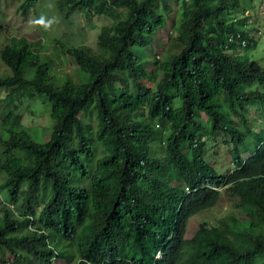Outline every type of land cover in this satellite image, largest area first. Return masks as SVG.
<instances>
[{
    "label": "trees",
    "instance_id": "trees-1",
    "mask_svg": "<svg viewBox=\"0 0 264 264\" xmlns=\"http://www.w3.org/2000/svg\"><path fill=\"white\" fill-rule=\"evenodd\" d=\"M15 1L22 14L54 3L66 22L76 10L108 23L95 48L56 39L53 55L40 40H4L0 264H55L70 251L75 264H85L75 252L100 262L92 250L103 243L122 257L114 264H142L162 247L161 264H264V66L250 24L234 17L256 0ZM168 19L177 51L148 70L147 46ZM66 56L71 75L55 68ZM37 96L53 120L39 141L22 122ZM222 191L231 211L185 237L187 219Z\"/></svg>",
    "mask_w": 264,
    "mask_h": 264
},
{
    "label": "rangeland",
    "instance_id": "rangeland-1",
    "mask_svg": "<svg viewBox=\"0 0 264 264\" xmlns=\"http://www.w3.org/2000/svg\"><path fill=\"white\" fill-rule=\"evenodd\" d=\"M44 0H38L37 5ZM48 1V0H47ZM173 5L176 2H172ZM17 5L19 1L0 0V49L4 44L5 38L12 36L24 37L28 41L40 40L41 44L36 46L38 50L45 55L55 54V40L60 39L61 42L66 43L68 46L86 45L95 48L96 36L100 30V27L108 23V20L103 16H91L88 18L81 11H72L68 21L66 22L61 18V14L58 13L54 3H48L44 8L37 7L28 10L25 14H22L21 10H18ZM255 9L247 12H242L240 9L236 10V18L245 17L247 24H250V28L247 29L249 36L253 37L257 43L261 42V46L264 45V0H256L254 2ZM176 6V5H175ZM174 6V7H175ZM176 9V7L174 8ZM46 10L48 15L42 11ZM174 18L178 17V13L173 14ZM231 18H227L229 21ZM171 20H166V26L164 28H158L155 31L154 38L147 46V66L150 70L155 60L160 59L162 55H165L169 51H177V48H171L169 42H172L167 36L171 23ZM46 26H50L48 29ZM253 28V29H252ZM255 29V30H254ZM257 44L255 46L256 52L258 51V61L263 63L264 66V47L262 48ZM73 59L66 56V59L56 63V70L61 73H67L71 75L72 67L74 65ZM8 68L3 64L0 59V75H6ZM264 88V85L262 86ZM1 97L6 92H1ZM24 112L22 113V122L29 129L30 136L39 141L41 134L39 128H51L53 120L50 117V103L49 101L37 96L28 99L22 104ZM264 127V121L262 122ZM43 129V128H42ZM44 138H47V131L44 133ZM218 148L221 145V140L217 142ZM220 149V148H219ZM226 150L220 149L218 151V157L222 156V159L216 160L219 165H223L225 160L229 158V154ZM249 154V153H248ZM247 154V155H248ZM230 169V167L228 168ZM0 199L6 200L5 195L0 190ZM234 198L221 192L220 199L215 207L193 216L188 220L189 233L191 235L197 228L199 220L207 216V221L216 220L217 217L223 216L231 211V206ZM1 207V206H0ZM240 218L251 219L250 210L245 205L241 206Z\"/></svg>",
    "mask_w": 264,
    "mask_h": 264
},
{
    "label": "clouds",
    "instance_id": "clouds-1",
    "mask_svg": "<svg viewBox=\"0 0 264 264\" xmlns=\"http://www.w3.org/2000/svg\"><path fill=\"white\" fill-rule=\"evenodd\" d=\"M258 106L259 105H257V107ZM258 116L260 117L259 120H260L261 124H263L262 122L264 121V111H261L260 115L258 114ZM254 124H256V123H254ZM261 127H262L261 131L264 134L263 125H261ZM219 148L225 150V148L223 147L222 144L220 145ZM219 148L217 147L215 150L219 151L220 150ZM245 154L247 155L248 153H245ZM244 157L246 158V156H244ZM171 207H173V205ZM203 213H206V212H203ZM199 214H201V213H199ZM196 215H198V214H196ZM196 215H194V216H196ZM192 217H190V218H192ZM219 217H217V218H219ZM190 218L187 219L186 228H185V231H186L185 232V237H189L190 236V235H188V233H189V231H188L189 230L188 220ZM206 218H207V216L203 217L201 220H204V219L207 220ZM201 220H199V222H201ZM211 221H215V220H211ZM211 221H208V222H211ZM199 222H198V224H199ZM176 223H178V222L176 221ZM69 253H70V256L68 257V261H66L65 259H60V260H57V262L55 264H75V261H74L75 260V255L72 254L71 251ZM75 254L77 256L78 262H80L82 260V261L85 262V264H114L116 262H119V261L122 262L123 261L122 257L108 255V248H107V246L104 243L101 246H99V248L97 247L95 250L94 249L92 250V254H94L97 258H99L100 262H94V261H91V260L81 259V258L78 257L76 252H75ZM164 254H165V251L163 250V247H162L156 252V255H154V256L151 255L152 259L150 261H149V259L145 260L142 264H161L158 260H162Z\"/></svg>",
    "mask_w": 264,
    "mask_h": 264
}]
</instances>
